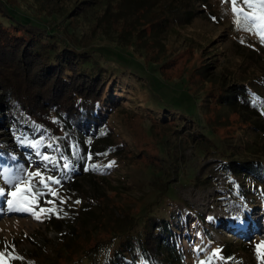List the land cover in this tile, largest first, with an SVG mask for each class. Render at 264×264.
Wrapping results in <instances>:
<instances>
[{
	"label": "trees",
	"instance_id": "obj_1",
	"mask_svg": "<svg viewBox=\"0 0 264 264\" xmlns=\"http://www.w3.org/2000/svg\"><path fill=\"white\" fill-rule=\"evenodd\" d=\"M83 1L86 4L94 3ZM214 2L218 3L215 7L208 4L207 0H119L104 7L95 27L104 32L109 24L121 22L120 37L128 40L131 37L137 40L147 38L145 55L139 62L142 63L145 59L146 64H142L148 67V72L158 74L156 76L163 80L161 83L189 86L188 77H180L178 83H173V80L162 74V68L170 64V60L159 55L155 43L170 21L176 25L188 24L198 14L205 12L209 21L217 25L226 24L228 32L235 39L241 41L243 37H248L250 32L238 28L235 22L231 0ZM168 5L169 10L166 9ZM235 7L245 12L253 11L242 0H237ZM77 10L79 12L75 10V16L83 12L84 8ZM17 12L16 6L11 5L8 0H0V127L3 125L2 111L10 115L12 120V110L17 109L24 120L34 124L35 135L42 138L44 146H51L57 152V172L54 171L51 177L59 182L65 181L66 187L55 192L57 199H63L64 206L55 210L56 215L47 225L48 232L53 231L60 237L52 254L50 252L47 263L188 264V243L181 231L187 227L186 230L189 229L192 234L199 227L201 230L197 232L202 240L194 242L193 247L205 254L213 251V264H235L234 255L240 248L245 249L246 241H243V236H238L234 242L224 238L222 242L215 244L208 228V225L215 226L209 221L210 218L195 213L188 207L186 209L189 214L174 216L169 212L170 201L167 200L159 205L152 204L143 215L137 216L136 213L108 208V200L104 196L95 200L90 197L88 199L92 204L90 203L87 214L74 217V210L66 207L70 206L68 199H76L73 201L82 204L84 198L78 195L75 184L62 178L72 171L85 170L81 175L90 176L92 181L95 179L107 182L104 176L107 164L120 165L115 162L114 156L120 155L124 143H115L118 134L112 121L118 107L126 103L132 86L116 76L119 72L115 70L112 73L109 69L112 62H115L110 58L113 54L109 50L100 48L98 51L101 52L97 53L100 56H96L78 50L75 46H67V43H62L59 38L61 36L57 37L48 27L46 16L18 15ZM167 15L172 16L168 18ZM146 30L149 31L147 35L144 32ZM251 32L255 42L252 41L249 53L236 47L249 61L245 68L240 66L238 76L224 81L215 77L208 79L207 75H212L211 64H201L197 75L203 78L204 83L211 85V90L205 93L207 102L212 104L214 99L217 112L223 111V114L215 115L217 122L223 125L228 121V115H236L252 134V147L237 145L234 148L236 151L229 156L223 146L227 138L218 134L210 136L195 133L196 128L191 124L199 116L195 111L202 99H195L193 93H186V98L193 104L186 106L191 108L190 114L184 111L185 106L177 105L179 109L169 108L160 105L159 99H156L154 106L149 103L147 109L153 118L158 117L155 114L161 113L171 116L173 124L182 121V125H188L192 129L190 136L193 142L196 141L200 152L220 162L219 173L224 176L226 189L232 199H242L244 202L249 194L247 187H251L252 197L264 205V43H261L255 29ZM237 33L241 36L237 37ZM149 49L155 50V56L148 57ZM164 59L167 61L163 62ZM125 76L135 79L134 87L137 82L135 77L138 75L129 72ZM154 87L156 86L149 83L147 93L162 98L165 86L157 85L153 93ZM186 90L190 91V88L187 87ZM12 125L15 126L16 123L13 122ZM14 131L15 134L19 133ZM183 143L189 144V139L186 138ZM179 146L180 141L174 144V150L178 151ZM233 157L236 160H230ZM18 163L20 160L0 147V181L6 179L7 170L15 172ZM179 174L182 173L179 171ZM6 184L5 182L3 185ZM0 188L3 189L1 186ZM110 190L116 191L114 188ZM3 199L0 197V202ZM175 202H178L177 199ZM159 209L161 212L154 214ZM138 227L139 230H136ZM253 241L264 245L263 241ZM209 245L211 248L213 246L211 251ZM237 248L238 250H234ZM257 264L264 262L261 260Z\"/></svg>",
	"mask_w": 264,
	"mask_h": 264
},
{
	"label": "rangeland",
	"instance_id": "obj_2",
	"mask_svg": "<svg viewBox=\"0 0 264 264\" xmlns=\"http://www.w3.org/2000/svg\"><path fill=\"white\" fill-rule=\"evenodd\" d=\"M8 1L16 6L18 15L46 16L48 27L58 35L57 37L61 36L59 38L62 43H67V46H75L78 50L96 56H100L97 54L101 52L98 51L100 48L109 50L113 54L110 58L115 61L109 69L112 73H115V70L119 72L116 76L132 86L128 98L126 97V103L118 107L112 121L118 134L115 143L124 144L120 155L114 156L115 162L120 165L107 164L104 174L107 182H98L95 177L92 181L90 176L81 175L85 170L72 171L70 175L61 177L75 184L79 191L78 195L84 198L82 204L73 201L76 199H68L71 207H66L74 210V217L79 218L87 214L92 202L88 199L90 197L95 200L99 196H104L108 200V208L136 213L137 216L143 215L146 208L152 204L159 205L160 202L167 200L170 201L169 212L174 216L189 214L187 209H191L210 218L209 221L215 226L208 225V228L212 242L215 244H219L224 238L234 242L238 236H243V241H246L245 249L240 248L241 250L236 252L235 264H257L261 260L264 262V245L253 241L264 242V205L259 204L258 200L252 197V188L247 187L249 194L244 202L242 199H232L226 189V180L219 173L220 162L200 152L196 141L193 142L190 136L192 129L188 125H182V121L173 124L171 116L161 113L155 114L158 117L153 118L150 110L147 109L149 103L154 106L156 99H159L160 105L169 108L179 109L185 106L184 111L190 114L191 108L186 106L193 104L186 98V93H193L195 99H202L199 104L197 103L195 111L199 116L196 122L191 124L196 128L195 133L210 136L218 134L222 138H227L223 146L227 151L226 155L229 156L236 151L234 148L237 145L245 144L247 147H252L253 136L247 130V125L242 120H238L236 115H228V121L223 124L225 126L217 122L215 115L223 114V111L217 112L214 99L212 104L207 102L205 93L211 90V85L204 83L203 78L197 75L201 64H211L212 75H207L208 79L215 77L224 81L238 76L241 72L240 66L245 68L249 61L244 53L237 51L236 47L239 46L244 52L249 53V48L252 49V41L255 42L252 32L247 30L250 32L248 37H243L241 41L235 39L236 37L228 32L226 24L217 25L209 21L206 12L198 14V17L191 19L188 24L176 25L170 21L167 23V29L160 33L155 43L159 55L170 60V64L162 68L161 72L167 79L173 80V83L180 77H188L189 86L181 83L180 85L168 83L167 86L161 83L163 80L158 74L156 76L151 71L148 72V67L142 64H146L145 59L142 63L139 62V59L145 55L147 38L137 40L131 37L128 40L126 37H120L121 22L109 24V28L104 32L95 27L96 20L104 7L109 3L113 5L119 0H87L94 2L91 4H86L83 0ZM81 1L84 4L80 3ZM207 2L212 7L218 4L214 0ZM77 8H84V11L75 16V10L79 12ZM166 9L169 10V5ZM167 16L171 18L172 15ZM144 32L145 35L149 33L147 30ZM236 36L239 37L241 34L237 33ZM155 54V50L149 49L148 57H153ZM154 66L158 67V65ZM129 72L139 76L135 77L137 82L134 87L135 79L125 76ZM149 83L156 87L165 86L162 98L147 93ZM187 87L190 91L186 90ZM12 113V120L4 111L1 113L3 125L0 127V147L20 160V163L15 172L7 170L6 179L0 181V186L5 191L4 199L0 202V254H3V264H48L47 258L50 252L52 254V249L60 237L53 231L48 232L47 225L56 215L55 210L64 206V203H60L63 199H57L51 193L63 189L66 185L65 181L53 184L47 180V177L54 175V171L57 172L56 150L51 146H44L42 138L35 135L34 124L24 120L17 109H13ZM13 122L16 123L15 126L12 125ZM197 125L202 127H196ZM14 130L19 133L15 134ZM210 130H213V133ZM186 138L189 139V144L183 143ZM179 141L180 146L177 148L178 151H175L174 144ZM44 156L49 157V160L45 161ZM179 171L182 174H179ZM32 172H39L40 177H32L29 191L21 193L32 201V210L10 211L7 200L13 197L8 196L7 193L25 185H16L15 182L3 184L10 176H19L22 181H28V174ZM41 178L45 180L47 187L40 183ZM110 188L116 191L113 192ZM40 209H54V211L41 212ZM33 212L39 215L40 219H36ZM159 212L160 209L154 214ZM241 223H247L246 231L238 226L242 225ZM186 229L187 227L181 231V234L188 243L190 255L189 259H186L188 264H213L211 261L213 246L211 248L209 245L211 252L207 253L208 255L193 247L194 242L202 240L200 233L197 232L200 228L198 227L192 234ZM136 230H139V227ZM202 254L204 257H201Z\"/></svg>",
	"mask_w": 264,
	"mask_h": 264
},
{
	"label": "snow or ice",
	"instance_id": "obj_3",
	"mask_svg": "<svg viewBox=\"0 0 264 264\" xmlns=\"http://www.w3.org/2000/svg\"><path fill=\"white\" fill-rule=\"evenodd\" d=\"M233 5L232 12L235 14V22L238 27L245 30H256L257 35L259 36L261 43H264V0H242L249 9H253L252 12H245L241 9L235 7L237 4V0H231ZM251 21V24H249ZM90 158V157H89ZM43 159L45 161L49 160V157L44 156ZM87 170V169H86ZM28 181H22L19 176H10L6 180V183L13 184L15 182L16 185L24 184V187H16V191L8 192L7 195L13 197L11 200H7V204L10 211H31L32 201H29L27 197L21 195V193L28 192L31 184L32 177H40L39 172H32L28 174ZM47 180L51 181L53 184H58L59 181L54 179L53 177H47ZM40 183L44 184L47 187V183L43 178L40 179ZM53 196L56 195L55 192L51 193ZM5 196L4 189L0 188V197ZM34 199V198H33ZM52 203V201H49ZM60 203H64L63 200ZM79 203V201H76ZM41 212H52L54 209H40ZM36 219H40L39 215H36L35 212L32 213ZM238 219V218H234ZM241 226L242 225H238ZM264 243V242H262ZM259 247V246H258ZM3 254H0V264H3Z\"/></svg>",
	"mask_w": 264,
	"mask_h": 264
},
{
	"label": "bare ground",
	"instance_id": "obj_4",
	"mask_svg": "<svg viewBox=\"0 0 264 264\" xmlns=\"http://www.w3.org/2000/svg\"><path fill=\"white\" fill-rule=\"evenodd\" d=\"M242 224V227H244L245 226V228L247 229L248 228V225H247V223H241ZM241 227V226H240ZM241 227V228H242Z\"/></svg>",
	"mask_w": 264,
	"mask_h": 264
}]
</instances>
